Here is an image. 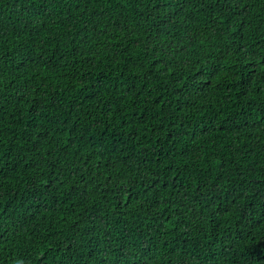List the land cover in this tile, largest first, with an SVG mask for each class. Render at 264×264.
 <instances>
[{
    "label": "trees",
    "instance_id": "16d2710c",
    "mask_svg": "<svg viewBox=\"0 0 264 264\" xmlns=\"http://www.w3.org/2000/svg\"><path fill=\"white\" fill-rule=\"evenodd\" d=\"M0 264H264V0H0Z\"/></svg>",
    "mask_w": 264,
    "mask_h": 264
}]
</instances>
